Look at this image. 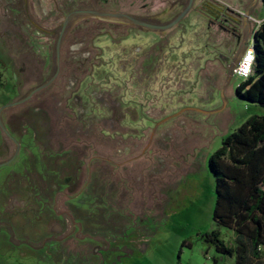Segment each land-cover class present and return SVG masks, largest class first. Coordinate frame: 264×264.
<instances>
[{
	"label": "rangeland",
	"instance_id": "rangeland-1",
	"mask_svg": "<svg viewBox=\"0 0 264 264\" xmlns=\"http://www.w3.org/2000/svg\"><path fill=\"white\" fill-rule=\"evenodd\" d=\"M187 4L0 0V108L53 77L69 13L167 25ZM86 18L71 20L53 82L0 112L19 145L16 153L0 128V264H234L201 238L235 239L212 219L208 160L248 118L264 116L236 97L233 74L264 20L261 1L194 0L168 32ZM80 32L96 36L92 51L72 43Z\"/></svg>",
	"mask_w": 264,
	"mask_h": 264
},
{
	"label": "trees",
	"instance_id": "trees-1",
	"mask_svg": "<svg viewBox=\"0 0 264 264\" xmlns=\"http://www.w3.org/2000/svg\"><path fill=\"white\" fill-rule=\"evenodd\" d=\"M260 1L264 6V0ZM71 25L72 21L63 38L68 37ZM119 27L122 24H114V28ZM95 37L80 32L72 43L85 42L90 52ZM252 39L251 74L237 85L235 95L264 107V20ZM2 78L0 70V90ZM208 167L214 177L212 219L230 230L235 239L233 245H228L218 231H212L202 234V240L219 255L233 258L234 264H264V116H252L228 134L209 157Z\"/></svg>",
	"mask_w": 264,
	"mask_h": 264
},
{
	"label": "water",
	"instance_id": "water-1",
	"mask_svg": "<svg viewBox=\"0 0 264 264\" xmlns=\"http://www.w3.org/2000/svg\"><path fill=\"white\" fill-rule=\"evenodd\" d=\"M193 1L194 0H189L186 8L171 23H169L167 25L150 24V23L141 21L139 19L133 18V17L127 15V14L120 13V12H112V11L76 10V11H73V12L69 13L64 18V20H63V22L61 24L60 32H59L57 40H56V46H55L56 72L53 75V77L49 81H47L46 83H44L41 86H39V87L35 88L34 90H32L22 100H19L17 102H13V103H10V104H7V105L3 106L2 108H0V112L3 109H5V108L13 107V106H16V105H20V104L26 102L36 92L41 91L42 89H44L45 87H47L48 85H50L53 82V80L56 78V76H57V74L59 72V68H60V48H61L62 38H63L65 30L67 29L68 24L71 22V20L74 17H76V16H88V17L98 18V19H111V20H117V21H120V22H124V23H127L129 25H132V26H135V27H139V28H142V29H145V30H149V31H165V32H168L172 28H174L188 14V12L191 10V7L193 5ZM247 16H248V10H246L245 13H244V20L247 18ZM251 42L253 43V39H252ZM0 128L4 132V134L16 144V148H17L16 149V153H17L18 149H19V145L10 136V134L7 132V130L2 125L1 121H0Z\"/></svg>",
	"mask_w": 264,
	"mask_h": 264
},
{
	"label": "built area",
	"instance_id": "built-area-1",
	"mask_svg": "<svg viewBox=\"0 0 264 264\" xmlns=\"http://www.w3.org/2000/svg\"><path fill=\"white\" fill-rule=\"evenodd\" d=\"M241 16L244 17V14L241 13ZM253 64V50L252 46L249 45L243 52L238 64L233 70L234 77L237 79L245 80L251 74Z\"/></svg>",
	"mask_w": 264,
	"mask_h": 264
},
{
	"label": "crops",
	"instance_id": "crops-1",
	"mask_svg": "<svg viewBox=\"0 0 264 264\" xmlns=\"http://www.w3.org/2000/svg\"><path fill=\"white\" fill-rule=\"evenodd\" d=\"M249 19V11H248V16H247V18L244 20V24H246L247 23V20ZM243 43H245V41H243ZM250 45H252V42H251V44ZM41 263H43V264H50V262L49 261H44V260H39V259H37V261H36V264H41Z\"/></svg>",
	"mask_w": 264,
	"mask_h": 264
},
{
	"label": "flooded vegetation",
	"instance_id": "flooded-vegetation-1",
	"mask_svg": "<svg viewBox=\"0 0 264 264\" xmlns=\"http://www.w3.org/2000/svg\"><path fill=\"white\" fill-rule=\"evenodd\" d=\"M189 1V0H188ZM32 26L34 27V28H36L37 30H39V31H41V32H45V31H43L41 28H39L36 24H33L32 23ZM242 44H244V43H242ZM239 57V56H238Z\"/></svg>",
	"mask_w": 264,
	"mask_h": 264
}]
</instances>
